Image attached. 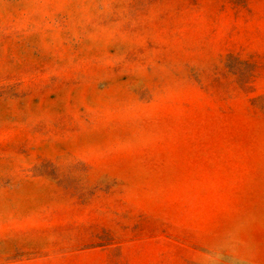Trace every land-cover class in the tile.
Segmentation results:
<instances>
[{"label":"rangeland","instance_id":"obj_1","mask_svg":"<svg viewBox=\"0 0 264 264\" xmlns=\"http://www.w3.org/2000/svg\"><path fill=\"white\" fill-rule=\"evenodd\" d=\"M0 264H264V0H0Z\"/></svg>","mask_w":264,"mask_h":264}]
</instances>
